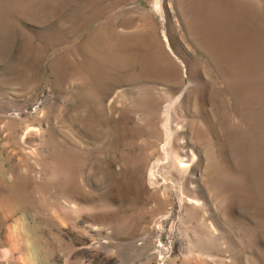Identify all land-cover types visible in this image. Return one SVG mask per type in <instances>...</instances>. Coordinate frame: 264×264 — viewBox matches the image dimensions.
<instances>
[{
    "label": "rangeland",
    "instance_id": "374dc122",
    "mask_svg": "<svg viewBox=\"0 0 264 264\" xmlns=\"http://www.w3.org/2000/svg\"><path fill=\"white\" fill-rule=\"evenodd\" d=\"M0 264H264V0H0Z\"/></svg>",
    "mask_w": 264,
    "mask_h": 264
}]
</instances>
